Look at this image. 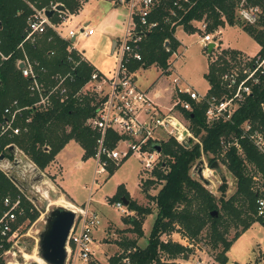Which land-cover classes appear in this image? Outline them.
<instances>
[{
  "label": "trees",
  "instance_id": "16d2710c",
  "mask_svg": "<svg viewBox=\"0 0 264 264\" xmlns=\"http://www.w3.org/2000/svg\"><path fill=\"white\" fill-rule=\"evenodd\" d=\"M26 2H31L37 9H41L49 3H60L65 6L70 14L76 15L81 9L77 0H0V49L9 58L0 64V120L2 112L13 100H18L20 106L30 107L36 100L27 91L28 80L24 79L16 67V62L26 55L30 60L37 61L46 69L42 79L55 73H65L70 64L66 60V48L69 42L60 39L51 29L37 38L34 44L25 42L21 48L19 45L26 36L27 22L32 15V10ZM239 0H198L196 5L187 12L179 23L184 32L196 33L192 21L205 20L207 31L215 32L218 28L243 25L236 17V7ZM251 6H258L262 10V17L257 27L244 25L243 29L260 46H264V0H247ZM169 5V3H168ZM167 12L159 9L151 19L160 20ZM57 22L56 17L51 18ZM175 27L160 24L156 29L146 33L141 43V61H132L128 68L131 72L151 66L158 67L165 73L171 55L179 47L175 38ZM167 45V47H165ZM169 49V51H167ZM53 53V55H50ZM224 52L218 57L215 64H209L207 80L213 88L217 87L218 76L224 72ZM231 52V55H234ZM75 60L79 57L73 54ZM94 68L86 61H82L72 71L73 81L70 83L69 98L64 103L55 101L54 107L46 112L28 109L23 113V118L30 117L27 131L20 133L8 140L7 144H14L39 170H45L70 142H76L83 150L82 160H87L95 155L96 141L99 134L90 129L86 122L94 116V99L89 96H75L90 80ZM183 100L190 99L182 95ZM264 102V77L262 83L254 87L247 101L238 109L230 123L206 125L205 106L192 104L190 112L183 111L184 118L189 122V131L198 142L187 139L183 145L174 139H169L161 145V153L164 157L160 168L153 172L155 180L142 183V190L147 199L154 204V209L142 207L132 200L125 188L121 185L117 188L112 202H119L122 198L128 201V210L138 217L125 218L124 221L133 226V232L137 237H142V224L146 216L152 215L155 210V219L151 226L148 243L144 248L136 246V240L122 243L126 249L135 248L132 255L134 264H176V260H186L192 249L173 242L163 241L164 236L178 232L189 241L195 240L208 228L209 244L213 250L220 248L215 257L218 264L227 263V252L245 231L254 223L264 226V218L258 217L256 201L264 195L260 189V183H264V155L245 139H240L242 124L250 122L255 128L264 134V113L260 110V104ZM234 137L238 139L242 154L235 148L229 149L223 165L235 180V191L225 197L228 184L223 178L220 185L221 197L216 198L197 179L191 176V170L201 159L207 158L209 164L216 161V156L221 150L220 139ZM116 136L108 133L107 144L113 147ZM6 158L13 159L7 156ZM120 167V166H119ZM119 167L112 164L108 167V175L111 176ZM248 167L252 168L248 170ZM259 182L256 185V182ZM161 182V187L156 196L148 194L154 184ZM159 184V183H158ZM20 192L11 180L0 172V209L6 196L12 198ZM25 219L29 224L38 217L39 212L33 210L32 205L24 201ZM217 212L212 216V212ZM230 227H241L232 240L225 238ZM165 256L167 262H161L160 257Z\"/></svg>",
  "mask_w": 264,
  "mask_h": 264
},
{
  "label": "built area",
  "instance_id": "2783aa9c",
  "mask_svg": "<svg viewBox=\"0 0 264 264\" xmlns=\"http://www.w3.org/2000/svg\"><path fill=\"white\" fill-rule=\"evenodd\" d=\"M77 1L82 5L87 0ZM106 1L114 7H124L128 11V23L124 38L116 51V68L110 77L94 71L90 80L75 96H88L85 91H92V95L89 97L94 99L95 113L93 117L87 120L86 125L99 134L93 156L96 164L95 175H106L109 165L119 167L127 158L134 157L140 164L142 174L140 184L148 180H155L153 172L157 169H164V167L160 168L164 157L161 151L158 153L154 149V146L161 148V145L169 139H174L181 145L185 144L189 138L198 142L181 119L183 111L190 112L192 110L191 101L194 104L205 106V119L208 127L231 122L234 114L252 94L254 87L262 83L264 46L259 45L258 50L252 55L225 58L226 63L218 65L225 67V70L218 76L217 87L213 88L209 82V89L205 94H199L189 87H182L183 79L180 76H173L171 79L173 96L170 102L174 101L163 111L147 93L138 89L128 66L132 61H141V43L146 33L158 28L160 24L182 28L179 23L198 0ZM26 3L32 10V15L27 22L26 36L19 47L21 48L25 42L34 44L36 39L42 36L47 29H51L60 39L69 42L66 48V60L70 64V68L65 73H55L48 80H44L41 75L47 73L46 69L41 67L37 61L30 60L24 55L22 59L16 62V67L21 76L28 80L27 91L31 96H35L36 100L30 107H22L18 100H13L3 110L0 120V155L4 154L10 146H14L16 149L15 157L21 156L25 159L27 157L14 144H7L6 142L27 131V125L31 118H23V113L26 110L34 109L39 112H46L54 107L55 101L61 104L68 100L70 83L73 81L72 71L80 62L85 61L82 53L75 47L76 39H85L93 34V29L87 25L78 26L77 29H70L64 33L63 27L71 20L72 14L66 8L65 11L57 10V7L63 4L49 3L41 9H37L33 3ZM159 9L165 10L167 14L163 15L160 20L151 19ZM47 11H53L51 18L54 16L58 21L52 22L51 18L46 16ZM236 17L244 25L255 27L261 20L262 10L258 6L249 5L247 0H239L236 7ZM196 30L201 42L205 45L204 48L208 57L211 59L210 64H215L218 58L216 57L214 60L213 56L218 51L219 45L213 40L214 35L207 31L206 21H200ZM210 43L214 45L211 52L208 53L207 44ZM176 53H178L177 50L170 58ZM73 54H76L79 59L75 60ZM8 58L9 56L3 54L0 49V64ZM168 64L165 73L162 71L167 76L172 72L173 66L169 61ZM182 95L187 96L190 101L183 100ZM260 110L264 113V102L260 104ZM241 130L240 139L248 140L260 154L264 155V134L260 129L255 128L250 122H244ZM184 131L186 132L185 135ZM109 132L116 136L112 148L107 144ZM220 147L221 150L215 157L217 163L226 160V154L231 148H235L239 154H242L239 141L234 137L221 138ZM13 159L0 160V172L9 179L13 176L11 170L14 163H11ZM203 167L207 168L204 162ZM39 172L44 178V174L40 170ZM30 173L31 177L34 178L35 174ZM159 183L161 184V182ZM16 187L20 194L14 198L6 196L0 209V264H25L24 262L20 263L18 258L24 256L25 237H31L28 227L38 219L28 225L29 220L25 219L24 201L32 205L29 209L30 212L38 210L34 199L28 197L23 188ZM32 189L36 193H40V187L37 183L32 185ZM260 189L264 195V183L262 182ZM256 204L257 216L264 218V196L259 198ZM114 206L125 217H132V212L125 207L122 201L115 202ZM68 209L74 213L75 218L65 243L64 264H134L132 255L136 252L135 248L122 249L113 255L105 253L103 257H99L98 252L94 249V235L100 225L97 214L85 205L82 207L72 205V208ZM173 234L178 235L179 233L164 236L162 240L164 242L169 239L172 240ZM178 236H180L179 241H172L189 249L194 247L193 241L187 240L180 234ZM33 240L35 251L38 250L39 239L33 238ZM41 261L46 264L43 260ZM160 261L167 262V258L162 255ZM174 262L182 264L181 260Z\"/></svg>",
  "mask_w": 264,
  "mask_h": 264
},
{
  "label": "rangeland",
  "instance_id": "374dc122",
  "mask_svg": "<svg viewBox=\"0 0 264 264\" xmlns=\"http://www.w3.org/2000/svg\"><path fill=\"white\" fill-rule=\"evenodd\" d=\"M90 3L91 4L89 5L80 4L82 16L89 19L94 16L97 17L101 23L105 22L106 24H109L110 13L109 15L105 14V16H103V13H107V10L111 8L110 3L107 1L99 3L91 1ZM127 17L128 13L123 9H119L117 13L118 24H122L126 28L128 22ZM82 20L72 17L65 25V31L67 32L70 29H77ZM243 27L244 24L234 26L225 24L224 27L218 28L212 33L214 35L213 40L219 45L218 51L214 53V60L224 52L228 53L225 58H236L238 56L240 58L249 54L252 55L255 52L257 49L255 41L243 29ZM256 27L257 26H255V28ZM125 28L123 29L124 32L122 36L119 37V40H123ZM185 33L189 37L182 38V35L178 34L183 40V45L178 53L170 58L169 62L173 65L172 75L171 77H166L167 75L162 77L163 80H165L162 86L164 88L167 87L168 84L171 83L173 76H180L183 79L181 84L182 87H189L190 89L197 91L199 94H205L207 93L209 86L206 75L208 73L211 59L208 57L204 45L199 42L200 36L197 34L198 32L193 34L188 32ZM96 34L99 33L96 32ZM95 35L90 37V40H86L85 42L83 40L80 47L81 53H83L88 59L90 58L91 61L105 55L102 46L103 43L101 41L102 38H100V40H94ZM231 52H234L235 54L231 55ZM158 75H160L159 70H157L155 66H152L144 71L142 78H138V81H140L143 86H149L156 80ZM85 93H87L88 96L92 95V91L90 90H86ZM169 98V92L165 91L161 103L164 104V106H170V103L172 104L174 100L170 102ZM181 119L185 126L189 128V122L184 116H181ZM81 154L82 151L75 142H70L65 146V148L56 156L57 161L54 159L45 170H40L44 174V178L42 180L43 182L37 183L40 187L39 194L32 189V185L36 183L32 182L33 178L31 177L32 175H30L31 168L27 166L26 174L24 175L21 173L23 170L21 169L22 166L27 165L26 161L28 160L21 156H13L14 159L11 163H13L15 159H18L20 160V164L18 168L12 170V174L19 181L24 193L28 197L34 199V203L39 211L38 219L28 227L30 230L29 235L31 237L28 236L24 239V246L26 244L24 253L35 259L26 260L20 256L18 258L20 263L24 262L25 264H28L37 261L39 264H42V261L37 254V250L34 251L35 246L33 238L39 239V234L44 227V220L49 212L56 207L72 208V204L78 207L84 205L88 206L97 214L100 225L94 235V249L98 252L99 257H103V254L105 253L113 255L119 250L126 249L125 246L122 245L125 241L136 240V246L138 248L146 247L151 226L155 219V210L152 215L144 218L142 224L143 235L139 238L133 232V226L124 221L125 218L129 217L122 215L121 212L115 208V203L111 201L117 188L122 185L130 198L138 205L154 209V204L147 199L145 193L142 191L144 189L142 183L139 184L140 176H142L139 162L134 157H129L111 176H109L108 173L106 175H95L96 164L93 157L87 160H82ZM78 160H82L83 162L80 167L75 165ZM202 161L207 165V168L203 167L201 171L203 178L209 182L207 186L203 184L207 190H209L216 200H218L221 197L219 188L224 178L228 184L224 196L228 197L232 195L235 191V180L226 170V167L221 162H218L219 169L217 171L211 169V164H209L207 158L203 157ZM197 164L198 162L192 168L191 176L199 180L196 171ZM208 169L209 171H207ZM248 170L252 171V168L248 167ZM204 174L206 175L204 176ZM255 182L256 185L259 183L257 181ZM158 183L154 184L149 189L148 194L150 196H156L158 193V190L161 187V184L159 183V185ZM62 189L69 195L70 199L67 198L66 195L62 197L61 192L64 195ZM125 207L127 208V206ZM131 216L138 217L133 212L131 213ZM240 231L241 227H230L225 238L227 240H232L234 235ZM178 235L173 234L172 240L179 241L180 236ZM193 245L194 247L192 248V252L189 254L188 259L184 261L181 260L182 264H218L215 261V257L220 251V248L216 250L211 248L208 238V228L205 229L195 240ZM226 264H264V226L259 223H254L239 239L233 242L227 253Z\"/></svg>",
  "mask_w": 264,
  "mask_h": 264
},
{
  "label": "crops",
  "instance_id": "0c3cea01",
  "mask_svg": "<svg viewBox=\"0 0 264 264\" xmlns=\"http://www.w3.org/2000/svg\"><path fill=\"white\" fill-rule=\"evenodd\" d=\"M91 1L92 2L94 1L95 3H99V2H102V1H106V0H87L84 4L85 5H89V4H91L90 3ZM110 6H111V8H109V10H107V13L106 12L103 13V16H105V14H108L109 15V13H110V20H109L110 22H109V24H106L105 22L104 23H101L100 20H98L97 17H94V16H92L91 19L82 16V10L81 11L79 10V12L76 15H72V17H74L75 19H80V20L83 19L78 26L87 25L88 27H90L91 29H93V34L91 36H89L88 38H85V39H83V38L76 39L75 47H76V49L79 52H81L80 51V47H81V44L83 43L82 41L84 40V42H85L86 40H90L91 39L90 37H93L96 34V32H98L99 34H96L95 35L94 40H98V39L100 40V38H102L101 41L103 43L102 46H103V49L105 51V53H104L105 55H103L101 58H98L96 60L94 59V61H91L90 58L88 59L83 53H82V56H83L84 60L90 66H92L94 68L95 71H97V72H99V73H101V74H103V75H105L107 77L108 76L110 77L112 75V72H113L114 68H116V57H115L116 56V51H117V48H118L119 43L122 41V40H119V37L122 36V34L124 32L123 29L125 28L124 25H122V24L119 25L118 24L117 13H118L119 9H123V10H125L128 13L127 9L124 8V7H114L112 4H110ZM127 21H128V19H127ZM199 23H200V21H193L192 26L194 28H197V26L199 25ZM63 28H64V33H65V25H64ZM125 31H126V28H125ZM178 34L182 35V38L183 37H189L184 32L183 28L178 27V28L175 29V35L174 36H175L176 40L179 42V44H180L179 47L177 48V51H179V49L183 45V42H182L183 40L180 38V35H178ZM199 42L204 45V43H202L201 40H199ZM255 44L257 46V49L255 50V52H256L258 50V48H259V45L256 42H255ZM207 46H208V44H207ZM204 47H205V45H204ZM147 69L140 68V69L136 70L135 72H132L133 77H134V80L136 82V85H137V87H138L139 90H141L142 92L147 93L149 95V97L160 107V109H162L163 111H165L169 106L168 107L167 106H164V104L161 103V100L163 99V93L165 91L169 92V94H170L169 100L172 99V96H173V87H172V84L169 83L168 86L165 87V88L162 86L163 83L165 82V80H163L162 77H164L165 74L161 73L162 71L158 67H156V69L159 70L160 75H158V77L156 78V80L151 85H149V86H143L142 83L140 81H138V78L139 79L142 78L144 71L147 70ZM169 74L170 75L169 76H166V77H171L172 72H170ZM208 83H209V81H208ZM208 89H209V86H208ZM70 142H74V141H70ZM80 149L82 151V154H81V159H82L83 150H82L81 147H80ZM55 161H57L56 157H55ZM26 163H27V165L22 166L21 169H23V170L21 171V173L24 171V174H25L27 172L26 168H28L30 165H32L33 167H36L30 160L26 161ZM82 163H83L82 160H78L75 165L78 166V167H80V166H82ZM60 192H61V190H60ZM63 192H64V195L61 192L62 197H64L66 195L67 198L70 199L69 195L64 190H63ZM70 204H72V203H70Z\"/></svg>",
  "mask_w": 264,
  "mask_h": 264
},
{
  "label": "water",
  "instance_id": "95a60500",
  "mask_svg": "<svg viewBox=\"0 0 264 264\" xmlns=\"http://www.w3.org/2000/svg\"><path fill=\"white\" fill-rule=\"evenodd\" d=\"M59 11H65V7L63 5H59L57 7ZM53 15V11H47L46 16L51 18ZM213 43L208 44L207 49L208 53L211 52L213 48ZM184 131V135H185ZM154 149L159 153L161 151L160 146H154ZM15 156L16 149L14 146H10L8 150L0 155V160H4L7 156ZM19 160H14L13 167H19ZM31 168V172L35 174L32 182L33 183H40L43 179V176L40 174L39 170L32 165L29 166ZM219 165L217 162H214L211 165V169L217 170ZM203 168V161H199L196 166L197 176L199 181L204 184L205 186L208 185V181L203 178L201 173ZM24 174V173H23ZM11 182L22 189V186L19 184V181L14 177H10ZM125 206H128V201L124 198L121 199ZM217 212H212V216H216ZM75 215L74 213L65 207H56L54 210L49 212L45 219V224L43 227L42 232L39 234V243H38V250L37 254L41 260H43L46 264H64V260L66 257L65 251V243L73 224Z\"/></svg>",
  "mask_w": 264,
  "mask_h": 264
},
{
  "label": "bare ground",
  "instance_id": "6f19581e",
  "mask_svg": "<svg viewBox=\"0 0 264 264\" xmlns=\"http://www.w3.org/2000/svg\"><path fill=\"white\" fill-rule=\"evenodd\" d=\"M44 194V193H43ZM47 194V193H46ZM45 196V195H44ZM62 203V202H61ZM23 258L24 259H26V260H28V259H30V260H34L35 258H33V257H31L30 255H27V254H25L24 253V256H23ZM39 260V259H38ZM42 264H44L43 262H42Z\"/></svg>",
  "mask_w": 264,
  "mask_h": 264
},
{
  "label": "flooded vegetation",
  "instance_id": "af4514ba",
  "mask_svg": "<svg viewBox=\"0 0 264 264\" xmlns=\"http://www.w3.org/2000/svg\"><path fill=\"white\" fill-rule=\"evenodd\" d=\"M46 219V218H45ZM44 224H45V220H44ZM28 264H38V262L37 261H34V262H30V263H28Z\"/></svg>",
  "mask_w": 264,
  "mask_h": 264
}]
</instances>
